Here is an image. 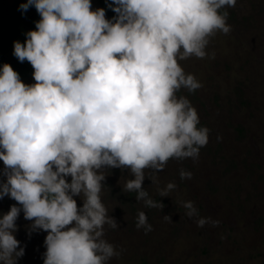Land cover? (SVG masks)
<instances>
[{
    "label": "clouds",
    "instance_id": "9594fccd",
    "mask_svg": "<svg viewBox=\"0 0 264 264\" xmlns=\"http://www.w3.org/2000/svg\"><path fill=\"white\" fill-rule=\"evenodd\" d=\"M236 3L112 0V20L104 8L92 10V0L19 5L24 12L34 6L41 19L13 53L31 64L36 83L22 82L7 63L0 67V199L19 204L0 215V264H17L25 254L14 235L21 211L31 231L48 233L43 264H107L119 255L103 239L105 224L119 225L102 203L100 170L130 169L135 178L125 189L157 207L142 187L145 169L198 157L209 130L198 127L196 109L177 92L202 85L178 61L204 58L209 38L231 30L220 10ZM75 197H83L82 206ZM184 206L189 217L196 214L191 201ZM136 226L152 230L144 212Z\"/></svg>",
    "mask_w": 264,
    "mask_h": 264
},
{
    "label": "rangeland",
    "instance_id": "374dc122",
    "mask_svg": "<svg viewBox=\"0 0 264 264\" xmlns=\"http://www.w3.org/2000/svg\"><path fill=\"white\" fill-rule=\"evenodd\" d=\"M220 11L228 13L230 32L211 36L204 58L178 61L202 85L177 92L196 109L198 126L209 130L198 157L171 158L158 172L145 169L142 187L157 207L125 189L135 178L130 169L100 170L102 203L119 225H104L103 239L119 253L107 264H264V0H237ZM21 80L36 83L34 76ZM3 170L0 161V183ZM182 170L191 178L182 179ZM169 183L175 187L161 197ZM75 199L82 206L83 197ZM189 201L197 210L191 217L184 206ZM14 204L8 196L0 199V215ZM140 212L152 226L147 233L136 226ZM16 224L14 235L25 249L17 264H41L48 233L31 231L23 211Z\"/></svg>",
    "mask_w": 264,
    "mask_h": 264
},
{
    "label": "trees",
    "instance_id": "16d2710c",
    "mask_svg": "<svg viewBox=\"0 0 264 264\" xmlns=\"http://www.w3.org/2000/svg\"><path fill=\"white\" fill-rule=\"evenodd\" d=\"M101 8L106 10V17L112 20L117 14L108 7L112 0H96ZM27 0H0V67L5 63L12 66L20 78H29L33 76L34 69L31 64L25 60L20 62L14 53V42L24 43L26 33L35 30L36 22L41 19L34 6L24 12L19 5L26 3ZM199 127V126H198ZM44 256L41 264H43ZM147 264V263H140Z\"/></svg>",
    "mask_w": 264,
    "mask_h": 264
}]
</instances>
